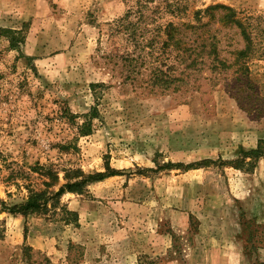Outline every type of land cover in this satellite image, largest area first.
<instances>
[{
    "label": "rangeland",
    "instance_id": "obj_1",
    "mask_svg": "<svg viewBox=\"0 0 264 264\" xmlns=\"http://www.w3.org/2000/svg\"><path fill=\"white\" fill-rule=\"evenodd\" d=\"M135 1L0 0V27L24 38L11 46L0 31V208L21 202L26 183L43 188L37 163L94 173L108 160L121 172L64 194L79 224L1 210L0 264H264V157L251 169L227 163L264 139V0H182L181 16L161 9L155 24L179 25L186 43L216 29L229 64L245 44L240 29L220 21L223 10L202 21L194 11L231 6L254 50L220 75L205 52L181 89L163 92L147 87L148 67L135 80L112 56L125 40L111 23ZM168 49L178 74L184 63ZM65 104L80 121L97 105L91 134L61 117ZM204 159L213 163L161 167Z\"/></svg>",
    "mask_w": 264,
    "mask_h": 264
},
{
    "label": "trees",
    "instance_id": "obj_2",
    "mask_svg": "<svg viewBox=\"0 0 264 264\" xmlns=\"http://www.w3.org/2000/svg\"><path fill=\"white\" fill-rule=\"evenodd\" d=\"M151 1L156 0H136L135 4H129L130 6L125 14L115 19L111 25H113L112 34H121L125 40L122 46L123 50L114 52L112 56L119 59L118 61L127 68V77L135 80L139 79L142 68L148 67V78L145 81L147 87H150L152 91L163 92L171 88L174 91L181 89L182 83H187L191 75V72L188 71V66H195L199 58L203 59L205 52L208 58H210L207 64L208 68L217 75L223 73V66L229 67L236 63L238 64L241 58H249L252 52H254L251 34L247 30L245 23L236 16V10L231 6L214 4L194 11L196 19L202 21L204 14H209L211 17H214L216 11L223 10V12H219L220 21L224 24L234 25L240 29L245 41L244 47L236 50L235 61L228 64L225 59L220 57V39L216 29L207 28V33H205V29L202 33L196 34L193 43H186L179 36L181 34L179 25L174 24L172 21H168L167 23L158 22L155 24L157 21L156 15L161 12V9L175 16L186 15L188 6L183 4L182 0H157L161 6L154 5L150 7L148 3ZM150 24L153 25L149 26ZM207 24L183 23L184 26L195 28V30L207 26ZM0 31L2 33H9L11 46H19V42L24 40L23 36L15 34L16 31L14 29L0 27ZM168 47H175L178 50L176 56L180 55L177 59L184 63L183 68L178 74H175L178 62L171 59L172 56H170ZM189 57H192L190 63H188ZM241 65L238 70L241 69L240 71H242V68L246 71L248 70L245 63ZM34 69L36 68L34 67ZM140 80L144 79L140 78ZM101 84L91 83V87L95 89ZM60 112L61 117L76 128L78 136L91 134L94 128V118L99 115L97 105H92L90 110L82 115L84 117L82 121L77 120L80 115L73 113L67 104L61 107ZM59 147L67 150L70 147V142L61 144ZM241 152L242 156L240 158L227 163H232L237 168L251 169L257 160L264 157V139L259 140L256 147L247 150L242 148ZM247 158H250V160L247 161ZM210 163H213V160L204 159L189 164L168 162V164L161 167L180 166L185 169H191ZM30 168L32 171L38 172L40 175L48 178V180L43 181V188L36 189L31 183H26L27 195L23 200L12 205L2 200L1 205L3 208H0V211L5 209L11 213H19L24 216L32 213H52L59 215L57 216L59 220H63L66 223L73 222L75 224H79V214L62 202L64 194L66 192L84 193L87 191L89 184L121 173L119 170L112 168L108 160L105 161V171L94 173H86L81 167L77 166L57 168L54 163H37ZM60 172H63V179L65 180L63 183H60ZM17 185L20 186V184ZM2 235L3 232L0 231V237Z\"/></svg>",
    "mask_w": 264,
    "mask_h": 264
}]
</instances>
